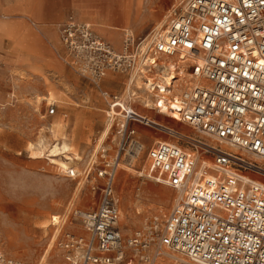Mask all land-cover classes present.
<instances>
[{
    "label": "built area",
    "instance_id": "obj_1",
    "mask_svg": "<svg viewBox=\"0 0 264 264\" xmlns=\"http://www.w3.org/2000/svg\"><path fill=\"white\" fill-rule=\"evenodd\" d=\"M60 35L67 64L99 87L113 126L119 119L116 153L101 154V201L79 212L87 234L61 243L68 264L125 261L115 178L122 156L137 158L144 147L136 124L176 139L148 149L147 176L181 193L161 227L153 219L147 233L128 240L140 259L150 264L169 251L195 264H264V0H178L160 28L124 35L120 51L74 17ZM134 71L148 83L147 107L190 126L200 140L143 115L130 96L104 90L109 73ZM156 75L169 81L161 86ZM0 264L22 262L0 250Z\"/></svg>",
    "mask_w": 264,
    "mask_h": 264
},
{
    "label": "rangeland",
    "instance_id": "obj_2",
    "mask_svg": "<svg viewBox=\"0 0 264 264\" xmlns=\"http://www.w3.org/2000/svg\"><path fill=\"white\" fill-rule=\"evenodd\" d=\"M109 1L112 0H86L97 11L111 8L107 4ZM125 2L128 4L125 22L112 23L119 27L125 25V30L141 38L163 25L176 0ZM79 13L80 9L74 5L61 20L34 25L36 35L51 51L46 68L17 70L0 61V250L22 264H68L61 243L69 234H87L79 212L95 209L101 201L104 185V179L98 176L103 165L101 147L107 149L109 156L117 150L114 129L119 119L114 126L109 122L108 102L99 87L66 62L67 51L61 40L60 25L70 17L78 19ZM87 20L97 24L90 18ZM120 33L121 44L118 39L114 40L120 45L119 48L114 45L119 51L125 35L124 31ZM119 74L115 83L103 82V88L106 90L104 86L107 85L110 94L125 99L130 76ZM49 90L55 93L53 104L44 99ZM139 95L149 96L147 93ZM142 101L141 98L133 99L132 103L143 115L157 117L156 120L163 124L195 133L193 128L176 118L144 107ZM51 105L57 106L53 115L48 113ZM57 121L60 126L55 135L49 127ZM109 125V135L101 142ZM135 128L144 144L140 156L132 163L135 171L127 169L131 157L125 154L115 178L126 251L122 264H148L132 250L128 240L138 232L147 233L153 219L157 218L161 227L178 198L175 189L148 178L150 164L146 159L148 149L156 140L176 139L142 124H136ZM58 144L61 150L54 151ZM157 173L154 170L152 176ZM52 216L62 217L61 223L51 226L49 234H45L40 227L46 222L50 224ZM56 234L52 250L47 254ZM184 261L180 256L166 253V258L162 256L156 263L184 264Z\"/></svg>",
    "mask_w": 264,
    "mask_h": 264
},
{
    "label": "crops",
    "instance_id": "obj_3",
    "mask_svg": "<svg viewBox=\"0 0 264 264\" xmlns=\"http://www.w3.org/2000/svg\"><path fill=\"white\" fill-rule=\"evenodd\" d=\"M107 4L111 8L97 11L93 10L86 0L82 2L80 0H0V61L17 70H28L34 67L46 68L50 63L51 51L44 40L36 35L34 25L39 22L61 20L68 9L74 7V5L80 9L79 20L91 23L100 36L105 34L106 40L114 48L115 46L119 48L120 45L116 44L114 40L118 39L121 44L120 32H125V25L119 27L112 22H125L128 10L126 6L128 4L125 0H112ZM115 5L119 7L116 9ZM89 18L98 25L87 20ZM105 37L103 36L104 39ZM119 75V73L111 72L107 75L104 82L115 83ZM104 87L109 92V86L105 85ZM45 96L44 99L56 102L53 91L49 90ZM146 116L156 120L148 115ZM156 121L159 122L158 120ZM114 133L115 137H117L118 146L119 138L115 130ZM101 148L106 149L104 147Z\"/></svg>",
    "mask_w": 264,
    "mask_h": 264
},
{
    "label": "bare ground",
    "instance_id": "obj_4",
    "mask_svg": "<svg viewBox=\"0 0 264 264\" xmlns=\"http://www.w3.org/2000/svg\"><path fill=\"white\" fill-rule=\"evenodd\" d=\"M178 1V0H177ZM176 1V2H177ZM175 2V3H176ZM164 23V22H163ZM131 31H127V30H125V35H127V34H129ZM156 78H157V80L159 81V84L161 85V86H163V85H165V83H166V81H169V79H166L165 81H164V79H163V76H161V75H156ZM129 80H130V82H128L127 83V90L128 91H125V93L127 94V97H131V100H133V99H135V100H140V98L141 99H143V104H144V107H147L148 105H151V101H152V95L148 92V83H147V81H145L144 80V75L143 74H141L140 72H138V71H134L133 73H132V75L130 76V78H129ZM139 93L140 94H145V93H147L149 96H147V95H139ZM132 94H134V96L132 97ZM151 96V97H150ZM54 102H52L51 104H53ZM109 119V122L110 123H112L113 124V122H112V120L110 119V118H108ZM155 122L156 123H160V122H157L156 120H155ZM160 124H163V123H160ZM165 125V124H164ZM59 126H60V123H59V121H57V122H54L53 124H51L50 125V129L52 130V133H54L55 135L58 133V130H59ZM111 128V125H109L108 126V128L105 130V132L103 133V135H102V137H101V139H100V141L102 142V141H104L107 137H108V133H109V129ZM183 133H186L187 135H190V136H192L193 138H195V139H198V140H200V138H198V137H201V135H199L198 133H188V132H183ZM205 140L207 141V140H209V139H207V138H205ZM166 141H170V140H166ZM204 141V140H203ZM209 141H211V140H209ZM64 146H66V144L64 145ZM56 150H61V148H60V144H58V145H56L55 147H54V151H56ZM141 154V153H140ZM135 159H136V156L135 155H131V158L129 159V161H128V164H126L127 166H129V168H127L128 170H134L133 168H132V163L135 161ZM135 171V170H134ZM138 173H139V175L141 174L139 171H137ZM149 174V173H148ZM147 174V175H148ZM142 175H143V171H142ZM177 192V194H178V198L181 196V193L179 192V191H176ZM177 198V199H178ZM123 217H124V215H123ZM61 219H62V217H59V216H52V218H51V220H50V224H49V222H46V223H43L42 225H41V227H40V229L45 233V234H49L48 233V230H49V228L51 227V226H59L60 225V223H61ZM120 220H121V215H120ZM59 232V231H58ZM57 233V232H56ZM57 238V234H56V236L54 237V239H53V241H52V244L50 245V247H49V249H48V251H47V254H49L50 253V251L52 250V247H53V245H54V242H55V239ZM166 253H168L169 255H174V256H180V257H182V258H184L186 261H184V264H195V263H193V262H191L189 259H187L185 256H183V255H181V254H178V253H172V252H165V255H164V258H166ZM47 256V255H46ZM46 256L45 257H43L42 258V261H44L45 259H46ZM170 257V256H169ZM171 257H173V256H171ZM175 259V258H174ZM175 261V260H174ZM178 261V260H177ZM150 264H157L156 263V261L155 262H153V263H150ZM182 264V263H181Z\"/></svg>",
    "mask_w": 264,
    "mask_h": 264
}]
</instances>
